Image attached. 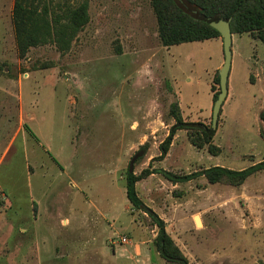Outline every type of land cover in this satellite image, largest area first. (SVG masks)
<instances>
[{
	"label": "rangeland",
	"instance_id": "obj_1",
	"mask_svg": "<svg viewBox=\"0 0 264 264\" xmlns=\"http://www.w3.org/2000/svg\"><path fill=\"white\" fill-rule=\"evenodd\" d=\"M86 1L89 21L66 52L44 44L21 57L13 0H0V264H170L154 246L157 227L125 195L136 152L134 173L264 159V41L255 33L232 34L217 153L177 129L159 160L173 103L184 122L211 126L222 40L163 46L150 0ZM136 190L188 264H264V170L240 185L155 173Z\"/></svg>",
	"mask_w": 264,
	"mask_h": 264
},
{
	"label": "trees",
	"instance_id": "obj_2",
	"mask_svg": "<svg viewBox=\"0 0 264 264\" xmlns=\"http://www.w3.org/2000/svg\"><path fill=\"white\" fill-rule=\"evenodd\" d=\"M183 2L189 8L195 9L198 14L187 12L176 0H150L157 21V34L163 46L220 38L218 30L210 26L201 16L211 19L220 17L230 19L232 34L254 35L255 33V37L264 41V0H183ZM11 19L19 56H24L32 47L44 44H53L58 51L66 52L77 33L89 21L88 3L84 0L74 6L66 2L60 4L54 0H13ZM214 81L219 84L217 74ZM218 93L219 91L212 95L213 101ZM170 116L174 119V124L170 128L169 135L160 144V154L157 159L161 160L165 157L177 129L187 130L192 145L198 148L206 147L212 154L217 153L218 147L212 143L215 130L211 129V126L184 122L175 103L171 105ZM259 119L264 125V109L260 111ZM134 156V161L125 175V195L130 205L147 213L157 227L154 246L160 257L170 264H188V259L166 231L164 220L138 196L136 182L151 174L159 173L174 184L204 176L209 183L225 182L240 185L249 176L264 170L263 159L237 170L214 165L185 174L150 167L134 173L131 165L142 157L140 151Z\"/></svg>",
	"mask_w": 264,
	"mask_h": 264
},
{
	"label": "water",
	"instance_id": "obj_3",
	"mask_svg": "<svg viewBox=\"0 0 264 264\" xmlns=\"http://www.w3.org/2000/svg\"><path fill=\"white\" fill-rule=\"evenodd\" d=\"M176 1L187 12L193 15L198 14L195 9L189 8L183 2V0H176ZM201 18H204L210 26L218 30L221 36L220 38L222 40L223 63L217 71L219 76L220 91L217 95V98L213 102V106H212L211 129L215 130L217 126V120L219 117L220 109L228 93V77H229L231 60H232V32L230 29V19H225L223 17H220L218 19H211L202 16Z\"/></svg>",
	"mask_w": 264,
	"mask_h": 264
},
{
	"label": "built area",
	"instance_id": "obj_4",
	"mask_svg": "<svg viewBox=\"0 0 264 264\" xmlns=\"http://www.w3.org/2000/svg\"><path fill=\"white\" fill-rule=\"evenodd\" d=\"M119 241L121 242V243H126V238L124 237V236H120L119 237Z\"/></svg>",
	"mask_w": 264,
	"mask_h": 264
},
{
	"label": "crops",
	"instance_id": "obj_5",
	"mask_svg": "<svg viewBox=\"0 0 264 264\" xmlns=\"http://www.w3.org/2000/svg\"><path fill=\"white\" fill-rule=\"evenodd\" d=\"M217 39L220 40V38H217ZM220 42H221V40H220ZM231 61H232V60H231ZM221 62H222V61H220V63L218 64V66L221 65ZM218 66H217V68H218ZM229 74H230V72H229ZM229 79H230V75H229V77H228V87H229ZM228 92H229V88H228ZM227 95H228V93H227Z\"/></svg>",
	"mask_w": 264,
	"mask_h": 264
},
{
	"label": "bare ground",
	"instance_id": "obj_6",
	"mask_svg": "<svg viewBox=\"0 0 264 264\" xmlns=\"http://www.w3.org/2000/svg\"><path fill=\"white\" fill-rule=\"evenodd\" d=\"M195 221H196L197 225H200V220L197 216L195 217Z\"/></svg>",
	"mask_w": 264,
	"mask_h": 264
}]
</instances>
